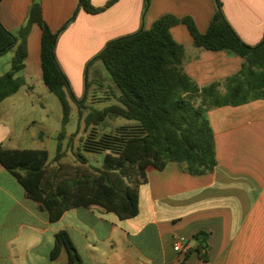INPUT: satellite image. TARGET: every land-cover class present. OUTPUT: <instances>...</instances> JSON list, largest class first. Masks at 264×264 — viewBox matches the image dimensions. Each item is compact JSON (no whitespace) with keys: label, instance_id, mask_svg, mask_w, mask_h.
<instances>
[{"label":"crops","instance_id":"1","mask_svg":"<svg viewBox=\"0 0 264 264\" xmlns=\"http://www.w3.org/2000/svg\"><path fill=\"white\" fill-rule=\"evenodd\" d=\"M37 1L52 31L78 6L77 0ZM107 1L91 3L102 7ZM33 2L2 0L4 27L17 33L26 25ZM222 9L246 44L262 41L264 0H223ZM214 12L213 0H150L146 12L144 0H117L98 14L80 9L57 38L56 59L69 81L88 75L90 69L94 75L101 71L100 61L87 64L109 41L148 29L163 15L191 17L203 33ZM170 32L186 49L184 70L198 86L223 81L240 69L238 56L196 48L184 24L172 26ZM40 37V27L33 24L26 39L24 68L14 75L27 98L8 101L19 87L0 103V148L28 149L29 142L38 141L37 149L47 150L48 162L54 164L60 132L48 133L35 126L54 118L42 98L50 92L41 78ZM16 47L0 56V77L10 70ZM34 109L41 111V122L32 116ZM207 115L215 141L213 170L193 176L174 163L161 170L148 166L139 186L138 214L130 219L121 220L100 207L79 206L52 222L40 203L27 197L16 177L0 164V264H72L64 246L51 257L55 235L62 230L68 233L81 264H264V100L217 107ZM61 116L57 114L62 124ZM72 136L65 132L62 138V161L77 164L76 158L68 159L81 147L80 141L71 144ZM53 138L55 154L50 158L47 146ZM81 153L90 163V152ZM200 231L207 235V260L198 257L192 238ZM180 239L188 244L185 259V254L173 249Z\"/></svg>","mask_w":264,"mask_h":264},{"label":"trees","instance_id":"2","mask_svg":"<svg viewBox=\"0 0 264 264\" xmlns=\"http://www.w3.org/2000/svg\"><path fill=\"white\" fill-rule=\"evenodd\" d=\"M116 1L108 0L102 7H95L91 0H77V8L57 31H52L42 18L37 0L30 8L26 25L17 33L7 30L0 21V56L17 46L10 70L0 77V103L21 86V80L14 75L24 68L26 39L31 26L37 24L41 30V78L59 101L62 124L66 125L69 99L83 107L90 83L85 74L84 98L77 100L56 59L57 38L80 9L98 14ZM213 2L215 12L203 33L191 17L163 15L148 29L142 27L109 41L88 62L87 67L100 61L119 90L117 103L90 108L84 117L88 133L80 140V151L103 154L100 167L91 165L80 151L75 155L77 164L62 161L63 128L57 138L54 164L48 162L45 149L0 148V164L16 177L27 197L48 212L50 221L59 220L65 211L79 206L100 207L121 220L135 217L139 186L145 181L148 166L161 170L174 163L193 176L213 170L215 141L208 111L264 100V37L257 45L246 44L227 21L223 0ZM149 4L150 0H144V12ZM179 23L186 26L196 48L238 56L242 59L240 69L223 81L198 86L184 70L186 49L170 32ZM116 118L134 123L113 132L99 130L106 119ZM192 238L198 257L207 260V235L200 231ZM61 246L67 249L70 263L81 264L64 230L55 235L51 257L58 254ZM188 254L187 251L184 259Z\"/></svg>","mask_w":264,"mask_h":264},{"label":"rangeland","instance_id":"3","mask_svg":"<svg viewBox=\"0 0 264 264\" xmlns=\"http://www.w3.org/2000/svg\"><path fill=\"white\" fill-rule=\"evenodd\" d=\"M100 70L96 71L94 75H92L93 71L90 69L88 71L87 79L90 83V86L87 90V93L85 94V102L83 107L79 108V105L69 99L70 104V116L69 121L66 125L61 124V121L57 119V114L62 115V109L60 106L59 101L57 98L51 94L48 93L47 97L44 95L42 96L43 101L48 103L49 110L53 111V117L49 123L47 124H41V125H35L36 129L42 128L43 131L51 133L54 132V129H56L58 132L65 131L68 134H73L71 144L77 145L84 136L87 135V131L84 124V117L89 112L90 108H103L107 105L117 103V100L115 96L119 95V90L115 86L113 80L111 79L110 75L104 68L103 64L100 62ZM85 75L82 77H71L72 81H69L70 89L72 93L74 94L75 98L77 100L84 98L85 93ZM25 90L24 87H20L18 92L9 97L8 101L15 102V101H21L27 98L26 95H24ZM9 105V104H8ZM7 110H11L10 106H8ZM38 110V109H37ZM33 110L32 116H34L37 120V122H41L40 118L42 119V116L39 112L40 110ZM5 112V111H4ZM62 117V116H61ZM62 120V119H61ZM133 121H127L123 118H116V119H106L105 122L99 126V130L104 132H113L115 129L119 128L120 126H126L129 124H133ZM47 134V133H46ZM40 143L38 141L29 142L27 145L28 149H37L39 148ZM47 149L50 152V158L54 156L55 154V139L48 141ZM75 159V156L72 154L68 155V159ZM90 163L94 166H100L103 160V154L101 153H90Z\"/></svg>","mask_w":264,"mask_h":264},{"label":"built area","instance_id":"4","mask_svg":"<svg viewBox=\"0 0 264 264\" xmlns=\"http://www.w3.org/2000/svg\"><path fill=\"white\" fill-rule=\"evenodd\" d=\"M173 249L175 252L185 254L188 251V244L186 241L180 239L175 242Z\"/></svg>","mask_w":264,"mask_h":264}]
</instances>
